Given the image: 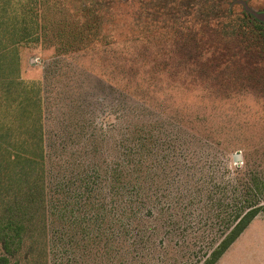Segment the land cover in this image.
Segmentation results:
<instances>
[{
    "label": "rangeland",
    "instance_id": "rangeland-1",
    "mask_svg": "<svg viewBox=\"0 0 264 264\" xmlns=\"http://www.w3.org/2000/svg\"><path fill=\"white\" fill-rule=\"evenodd\" d=\"M232 10L226 37L221 27L214 36L202 25L158 28L154 39L76 60L20 46L23 83L43 84L39 136L0 26V256L203 264L258 208L213 264H264V0ZM247 13L256 23L238 30Z\"/></svg>",
    "mask_w": 264,
    "mask_h": 264
},
{
    "label": "trees",
    "instance_id": "trees-1",
    "mask_svg": "<svg viewBox=\"0 0 264 264\" xmlns=\"http://www.w3.org/2000/svg\"><path fill=\"white\" fill-rule=\"evenodd\" d=\"M234 1L236 0H0V26L3 29L8 27L7 30L11 31L7 32L5 42L13 45L15 49L14 79H17V85H21V92L28 91L29 100L35 104V125L31 127L30 134L39 136L44 133L45 97L42 93L43 84L39 85L33 81L23 83L21 58L17 53L20 46H39L42 50L51 48L66 59L76 60L77 55L91 57L112 45L154 39L155 34L161 32L158 28L172 30L176 26L202 25L205 33L214 36L221 27V32L226 37V34L230 33L224 28L228 27L227 23L234 17L232 10ZM123 4L125 6H122ZM141 4L143 11L139 9ZM126 5L135 7L136 11H127ZM250 15V13L243 15L248 21L239 23L238 30H244L247 26L252 27L251 22L256 23ZM164 29L162 31L166 32ZM231 37L232 35L230 39ZM97 67L99 76L105 81H110L108 73ZM27 96L23 97L22 94L16 96L18 99L16 105L19 107V103H27ZM25 110L27 109H20L21 112ZM36 141L39 140L29 138L22 143L33 148L37 145ZM43 141H40L42 149ZM7 148L11 151L12 147L6 146ZM15 153H19L18 150L12 151L11 160L17 159L14 157ZM29 160L37 162L40 159L30 157ZM258 211V208L250 210L241 218L220 246L212 252V258L203 264H213ZM10 224L9 228L17 237L19 234L17 222L12 221ZM0 264H9V258L6 255L0 256Z\"/></svg>",
    "mask_w": 264,
    "mask_h": 264
},
{
    "label": "water",
    "instance_id": "water-1",
    "mask_svg": "<svg viewBox=\"0 0 264 264\" xmlns=\"http://www.w3.org/2000/svg\"><path fill=\"white\" fill-rule=\"evenodd\" d=\"M235 156H236V158H238L239 154H238V153H236V154H235Z\"/></svg>",
    "mask_w": 264,
    "mask_h": 264
}]
</instances>
